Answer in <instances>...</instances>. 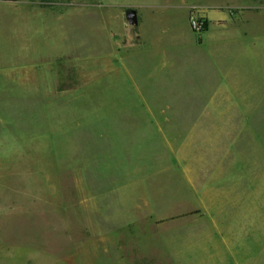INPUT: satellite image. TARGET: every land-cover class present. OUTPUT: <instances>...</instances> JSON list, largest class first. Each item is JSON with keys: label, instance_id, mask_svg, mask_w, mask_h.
<instances>
[{"label": "rangeland", "instance_id": "374dc122", "mask_svg": "<svg viewBox=\"0 0 264 264\" xmlns=\"http://www.w3.org/2000/svg\"><path fill=\"white\" fill-rule=\"evenodd\" d=\"M49 1L21 13L27 3L0 0V264H207L210 238L194 237L209 227L206 210L178 199V142L127 120L177 92L111 69L112 0L102 21L95 0L62 19L44 13ZM262 20L257 55L230 96L246 92L264 113V7ZM240 240L245 258L231 250L221 264H264V217Z\"/></svg>", "mask_w": 264, "mask_h": 264}, {"label": "crops", "instance_id": "0c3cea01", "mask_svg": "<svg viewBox=\"0 0 264 264\" xmlns=\"http://www.w3.org/2000/svg\"><path fill=\"white\" fill-rule=\"evenodd\" d=\"M4 1L27 3L20 7L21 13L34 8L29 4L32 0ZM87 1L54 0L40 5L45 6L44 13L62 19L68 6ZM112 1L111 69L114 66L124 76L125 71L138 74L144 88L177 92L176 98L163 101V107L158 103L152 109L144 100L147 116L127 120L155 126L153 131L160 138L178 142V148L172 149L173 165L178 166V199L188 203L185 200L190 197L196 211L206 210L209 227L194 237L207 234L210 238L205 246L207 264L224 263L231 250L245 258L240 238L246 226L264 217V113L261 100L248 98L245 92L244 100L235 101L230 93L240 94L244 59L257 55L263 0ZM94 4L95 20L102 21L108 4L105 0ZM195 5L205 9L208 19L206 30L199 34L189 20ZM130 10L136 11L134 23L128 20ZM200 88H208L213 99L206 102L204 96L202 100ZM225 93L228 97L221 99ZM152 96L157 97L156 90ZM222 106L229 111L219 114ZM142 132L146 133L145 128ZM253 143L258 150H250ZM214 235L221 238L222 248L214 243Z\"/></svg>", "mask_w": 264, "mask_h": 264}, {"label": "built area", "instance_id": "2783aa9c", "mask_svg": "<svg viewBox=\"0 0 264 264\" xmlns=\"http://www.w3.org/2000/svg\"><path fill=\"white\" fill-rule=\"evenodd\" d=\"M190 26L195 33H202L208 26L205 9L201 6H192L190 10Z\"/></svg>", "mask_w": 264, "mask_h": 264}, {"label": "water", "instance_id": "95a60500", "mask_svg": "<svg viewBox=\"0 0 264 264\" xmlns=\"http://www.w3.org/2000/svg\"><path fill=\"white\" fill-rule=\"evenodd\" d=\"M128 20L130 23H134L136 21V11L135 10H130L128 13Z\"/></svg>", "mask_w": 264, "mask_h": 264}]
</instances>
